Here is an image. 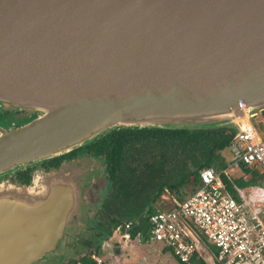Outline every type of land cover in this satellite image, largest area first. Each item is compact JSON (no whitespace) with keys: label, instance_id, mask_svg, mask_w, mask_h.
I'll list each match as a JSON object with an SVG mask.
<instances>
[{"label":"water","instance_id":"water-1","mask_svg":"<svg viewBox=\"0 0 264 264\" xmlns=\"http://www.w3.org/2000/svg\"><path fill=\"white\" fill-rule=\"evenodd\" d=\"M0 106L42 113L0 129V171L120 128L234 127L264 111V0H0ZM101 167L81 155L8 186L0 264L54 252Z\"/></svg>","mask_w":264,"mask_h":264},{"label":"built area","instance_id":"built-area-1","mask_svg":"<svg viewBox=\"0 0 264 264\" xmlns=\"http://www.w3.org/2000/svg\"><path fill=\"white\" fill-rule=\"evenodd\" d=\"M234 128L229 169L244 165L264 175V133L247 117H238ZM199 180V188L183 201L149 216L148 242L160 243L182 264H189L194 252L202 259L210 256L212 264H264V190L247 198L241 194L238 202L213 168L201 170ZM200 236L217 249L216 257L200 244Z\"/></svg>","mask_w":264,"mask_h":264},{"label":"trees","instance_id":"trees-1","mask_svg":"<svg viewBox=\"0 0 264 264\" xmlns=\"http://www.w3.org/2000/svg\"><path fill=\"white\" fill-rule=\"evenodd\" d=\"M261 115L264 119V111ZM234 134V127L194 130H161L157 128L137 130L120 128L110 131L94 142L81 147L84 149L92 148L96 158H105L106 171L110 177V195L112 198L109 207L112 224L108 235L111 236L112 232L116 229L123 230L128 222H133L130 229L126 232H128L131 238H134L140 232L143 240L148 241L149 236L144 234L145 229L147 224L149 226V216L155 213L158 208H154L152 203L139 202L134 204L136 200L134 183L136 182L135 178L139 168L138 163H140V142L155 145L168 142L180 148H186L187 146L193 150L194 153L188 166V177L186 176L180 183L172 185L171 188L176 192L177 201H183L188 195L180 194V189L188 183H193L194 187L190 194L195 192L200 186L199 173L205 168H213L219 173L225 186L235 196V192L230 187L231 185L227 176L223 174L228 165L223 153L227 151ZM239 168L243 173L249 175L250 178L246 182L239 180L237 183H244L249 186L264 185V175L258 174L255 170L244 165H241ZM128 170H130V176L125 175ZM126 180L129 181V185L125 184ZM129 189L131 192H129ZM126 193L130 199H128ZM160 196L161 192L158 196L156 195V199H159ZM135 205H137V208H133ZM159 210H162V208H159ZM137 221L143 224L142 227L141 225L137 226V224H134ZM148 229H150V226ZM199 240L200 244L206 248L210 255L213 257L217 256V249L209 245L203 237L200 236ZM99 253V250H95L90 254L83 255L77 262L74 261L73 264H103L97 263L92 258ZM189 264H205V262L199 257V253L194 252Z\"/></svg>","mask_w":264,"mask_h":264},{"label":"rangeland","instance_id":"rangeland-1","mask_svg":"<svg viewBox=\"0 0 264 264\" xmlns=\"http://www.w3.org/2000/svg\"><path fill=\"white\" fill-rule=\"evenodd\" d=\"M250 122L257 132L264 133V119L261 114L251 118ZM139 146L142 150L139 149L140 163H138L139 168L135 178L136 182L134 183V193L136 194L134 204L139 202H145L147 204L152 203L154 208L160 207L162 211H168L170 210L169 206L173 203V199L176 198V192L171 189L172 185L178 184L186 176L188 177V166L194 152L187 146L186 148H180L168 142L158 143L157 145L140 142ZM223 154L226 160L229 161L230 157L227 151ZM129 172L130 170H128L125 175L130 176L131 174ZM227 174L233 183L237 180V177L240 176V173L236 169L228 170ZM94 177L95 176H93V178ZM125 184L129 185V181L126 180ZM234 185L241 189L240 185L236 183H234ZM263 186V184H260V187L264 188ZM193 187V183H188L180 189V194L189 195ZM129 192H131L130 189ZM160 192V198L156 199V195L158 196ZM128 199L130 198L128 197ZM133 208H137V205ZM261 219L264 222L263 215H261ZM90 231L95 232L93 226ZM115 231L116 233L114 236H112L114 233L113 231L111 236L103 240L100 247L93 250H91L89 246H76L73 251L71 250V242L67 244V248L65 247L66 242L62 245L59 243L57 252L54 255L47 256L39 261L40 263L37 262L35 264H73L74 261L77 262L83 255L90 254L94 252V250H99L100 252V254L93 257L97 263L109 264L112 262L113 258L116 257V252L119 249L123 250L122 258L121 260H117L114 264H180L169 251H162V245L160 243L143 241L140 232L137 233L134 238H131L126 231H124V235L122 232ZM116 244H118L117 247ZM129 244L133 246L132 250L135 251V253H132V256H130L128 250L127 256L125 254L126 245ZM128 257L130 258L127 261ZM203 260L205 264H212L210 256L204 257Z\"/></svg>","mask_w":264,"mask_h":264},{"label":"flooded vegetation","instance_id":"flooded-vegetation-1","mask_svg":"<svg viewBox=\"0 0 264 264\" xmlns=\"http://www.w3.org/2000/svg\"><path fill=\"white\" fill-rule=\"evenodd\" d=\"M41 116L42 113L36 112L30 114L22 110L4 109L0 106V129L9 133L28 125L31 120ZM81 155H91L90 157L99 160L102 163V167L100 168L99 180L93 178L91 182L86 184L85 199L87 200V210L85 212V222H78L73 226H67L63 238L59 241L60 245L66 242L65 247L71 242V246L73 247H71V250L73 251L76 246H89L91 250L97 249V247H100L101 243H103L104 238L109 236L108 232L112 224L109 207L112 198L110 195V177L106 171L105 158H96L92 148H80L54 159L24 161L23 163L12 165L0 171L1 202L3 199H6L3 194L8 186L29 187L36 172H49L58 169L65 162H70L73 159L79 160ZM2 217L5 219V215H2L1 218ZM127 224H133V222H128ZM134 224H137V226L141 225V227L143 225L140 224V221H137ZM92 226L95 232L90 231ZM130 226L126 228L125 225L123 230H129ZM144 234L148 235V224ZM57 249L56 251L47 254L45 257L54 255L57 252Z\"/></svg>","mask_w":264,"mask_h":264},{"label":"crops","instance_id":"crops-1","mask_svg":"<svg viewBox=\"0 0 264 264\" xmlns=\"http://www.w3.org/2000/svg\"><path fill=\"white\" fill-rule=\"evenodd\" d=\"M262 129V128H261ZM263 130V129H262ZM261 134H263V133H261ZM229 163V161H227V164ZM228 170H230L229 169V167H228V165H227V168L224 170V171H226V173H225V175L227 176V178H228V180H229V182H230V187H232L233 188V190H234V192H235V196H233L232 195V193L228 190V188L226 187V190H227V192L236 200V201H238V202H240V201H242V197H241V194H242V196L243 197H245V198H247V197H249V196H251V195H253L255 192L256 193H260L259 192V189H261V190H264V188H262V187H260V185H257V186H249V185H246V184H244V183H237V181H239V180H242L243 182H246V181H248L249 180V178H250V176L249 175H247V174H245V173H243L242 171H241V169L240 168H236V170H238V172L240 173V176H238L237 177V180L234 182V183H236V184H238V185H240L241 186V189H239L238 187H236L235 185H234V183L232 182V180L229 178V176H228V174H227V171ZM231 170H234V169H231ZM254 170V169H253ZM256 171V170H255ZM257 172V171H256ZM258 174H261V173H259V172H257ZM263 175V174H262ZM225 185V184H224ZM264 187V186H263ZM190 195V194H189ZM188 195V196H189ZM261 197H263V199H264V193L262 192L261 193ZM173 201H177V199L175 198V199H173ZM264 205V204H263ZM172 206H173V203L171 204V206H169L170 207V209L172 208ZM160 208V207H159ZM159 208H158V210H159ZM117 231H119V232H122V234L124 235L125 234V232L123 231V230H118V229H116ZM113 233V232H112ZM115 233H116V231H114V233H113V235L112 236H114L115 235ZM127 234H128V232H127ZM111 239V238H110ZM142 240H143V237H142ZM143 241H145V240H143ZM145 242H147V241H145ZM118 246V244H116V247ZM132 248H133V246L132 245H126V256H127V250H128V253L130 254V256H132V253H135V251L134 250H132ZM95 251V250H94ZM162 251H167V250H165L163 247H162ZM205 252V251H204ZM100 254V253H99ZM122 254H123V250L122 249H119L117 252H116V257L115 258H113V260H112V262L111 263H109V264H114V263H116V261L117 260H121V258H122ZM129 258L130 257H128L127 258V261L129 260ZM144 260V259H143ZM180 263V262H179ZM181 264V263H180Z\"/></svg>","mask_w":264,"mask_h":264}]
</instances>
